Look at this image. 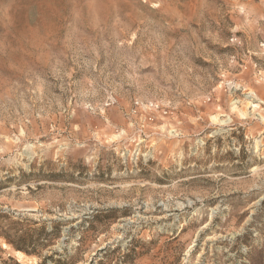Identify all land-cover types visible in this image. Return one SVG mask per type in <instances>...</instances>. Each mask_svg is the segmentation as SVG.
Instances as JSON below:
<instances>
[{"label": "rangeland", "instance_id": "1", "mask_svg": "<svg viewBox=\"0 0 264 264\" xmlns=\"http://www.w3.org/2000/svg\"><path fill=\"white\" fill-rule=\"evenodd\" d=\"M8 257L264 264V0H0Z\"/></svg>", "mask_w": 264, "mask_h": 264}, {"label": "trees", "instance_id": "2", "mask_svg": "<svg viewBox=\"0 0 264 264\" xmlns=\"http://www.w3.org/2000/svg\"><path fill=\"white\" fill-rule=\"evenodd\" d=\"M5 239H6V237H5ZM6 240H7L8 243H10L17 250L23 251V252H25L27 254H35L36 253L35 249L28 250V249H25L24 247L15 245L12 241H9L8 239H6ZM45 259L46 258H43V264L46 263L45 262ZM6 261H14V260H13L12 257H8ZM54 262L56 263V262H59V261L58 260H55ZM14 264H19V263H17L16 261H14Z\"/></svg>", "mask_w": 264, "mask_h": 264}]
</instances>
